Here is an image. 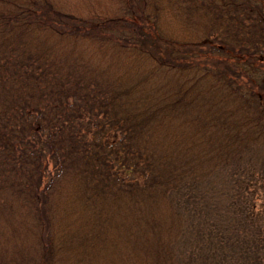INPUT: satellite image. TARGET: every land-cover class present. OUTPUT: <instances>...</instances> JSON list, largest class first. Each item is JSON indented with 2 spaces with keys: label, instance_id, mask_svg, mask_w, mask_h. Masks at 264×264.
I'll return each mask as SVG.
<instances>
[{
  "label": "trees",
  "instance_id": "trees-1",
  "mask_svg": "<svg viewBox=\"0 0 264 264\" xmlns=\"http://www.w3.org/2000/svg\"><path fill=\"white\" fill-rule=\"evenodd\" d=\"M263 62L264 0H0V264H264Z\"/></svg>",
  "mask_w": 264,
  "mask_h": 264
},
{
  "label": "rangeland",
  "instance_id": "rangeland-1",
  "mask_svg": "<svg viewBox=\"0 0 264 264\" xmlns=\"http://www.w3.org/2000/svg\"><path fill=\"white\" fill-rule=\"evenodd\" d=\"M247 161H249V163H247ZM251 162H254L253 165H255L256 167L261 168L264 165V154L257 153L253 158L250 157L245 160L242 166L249 165ZM229 170L230 169H223L217 171L212 178L216 182H214V184L212 185H210V183H207L201 187L181 189L174 194L176 206L182 213L185 214L187 218L186 225L188 226L189 230L193 226L194 220L192 217V213L194 212V210L204 208L208 206L207 204L210 203L207 198L208 193L206 194V192H214L216 194H220V196H222L220 199H222L223 197L231 195L230 185L232 182L249 177L248 173H244L242 170L239 171V168L231 171ZM193 244L189 246L183 245V248L181 249L186 253L182 259V262L184 264H190V262L192 261L194 255L191 257L190 254H188V251L193 249Z\"/></svg>",
  "mask_w": 264,
  "mask_h": 264
}]
</instances>
